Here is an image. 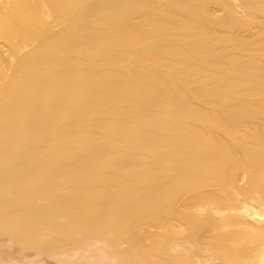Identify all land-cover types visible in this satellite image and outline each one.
Here are the masks:
<instances>
[{"label": "bare ground", "instance_id": "6f19581e", "mask_svg": "<svg viewBox=\"0 0 264 264\" xmlns=\"http://www.w3.org/2000/svg\"><path fill=\"white\" fill-rule=\"evenodd\" d=\"M0 238L264 264V0H0Z\"/></svg>", "mask_w": 264, "mask_h": 264}, {"label": "rangeland", "instance_id": "374dc122", "mask_svg": "<svg viewBox=\"0 0 264 264\" xmlns=\"http://www.w3.org/2000/svg\"><path fill=\"white\" fill-rule=\"evenodd\" d=\"M243 183L245 180L242 181ZM2 241V242H1ZM0 245L2 247L0 248V260H4L2 264H60L59 258H55L54 256H50L47 254H38L35 250H23L22 247L12 240H5L4 238H0ZM98 245V246H96ZM93 250L90 252V255H84L82 258H80V252L76 250V254L74 251V254L77 256V261L79 260L81 264H116L113 262L112 258L110 259L108 255L104 252L103 249H100L101 244H95L92 245ZM104 252H102V251ZM83 252V251H82ZM5 254V255H4ZM6 256V258H4ZM66 258V256H62V258ZM61 258V259H62ZM64 258V259H65ZM6 259V260H5ZM60 259V260H61ZM79 261L77 263H79ZM1 264V263H0ZM64 264V263H63ZM66 264V263H65Z\"/></svg>", "mask_w": 264, "mask_h": 264}]
</instances>
